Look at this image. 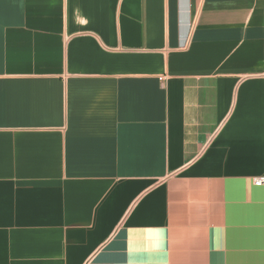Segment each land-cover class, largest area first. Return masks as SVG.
I'll return each instance as SVG.
<instances>
[{"label": "crops", "instance_id": "1", "mask_svg": "<svg viewBox=\"0 0 264 264\" xmlns=\"http://www.w3.org/2000/svg\"><path fill=\"white\" fill-rule=\"evenodd\" d=\"M261 176L264 0H0V264H264Z\"/></svg>", "mask_w": 264, "mask_h": 264}, {"label": "built area", "instance_id": "2", "mask_svg": "<svg viewBox=\"0 0 264 264\" xmlns=\"http://www.w3.org/2000/svg\"><path fill=\"white\" fill-rule=\"evenodd\" d=\"M254 184L257 186L264 185V176L257 177L256 179H254Z\"/></svg>", "mask_w": 264, "mask_h": 264}]
</instances>
